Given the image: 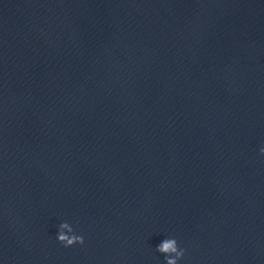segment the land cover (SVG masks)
<instances>
[{
  "label": "water",
  "instance_id": "obj_1",
  "mask_svg": "<svg viewBox=\"0 0 264 264\" xmlns=\"http://www.w3.org/2000/svg\"><path fill=\"white\" fill-rule=\"evenodd\" d=\"M260 146L264 0H0V264H264Z\"/></svg>",
  "mask_w": 264,
  "mask_h": 264
},
{
  "label": "clouds",
  "instance_id": "obj_2",
  "mask_svg": "<svg viewBox=\"0 0 264 264\" xmlns=\"http://www.w3.org/2000/svg\"><path fill=\"white\" fill-rule=\"evenodd\" d=\"M258 152L260 156H264V146H260ZM56 229L55 240L64 248L84 245V237L76 234L74 230L69 227L68 223L61 222ZM155 250L164 256L165 264H180L185 256V249L180 247L178 241L172 237H166L163 239Z\"/></svg>",
  "mask_w": 264,
  "mask_h": 264
}]
</instances>
